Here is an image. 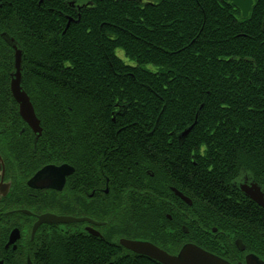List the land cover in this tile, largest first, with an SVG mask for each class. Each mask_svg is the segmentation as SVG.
Segmentation results:
<instances>
[{"label":"trees","instance_id":"16d2710c","mask_svg":"<svg viewBox=\"0 0 264 264\" xmlns=\"http://www.w3.org/2000/svg\"><path fill=\"white\" fill-rule=\"evenodd\" d=\"M1 33L22 50L44 155L97 164L120 206H137L139 239L168 254L190 242L237 264L226 236L248 234L264 258V214L224 200L238 167L264 174V0L246 18L224 0H0ZM13 56L0 36V122L17 115ZM188 128L181 153L167 157ZM167 184L194 195L182 208L187 235L162 204L175 200ZM40 263L159 264L82 240L59 242Z\"/></svg>","mask_w":264,"mask_h":264},{"label":"flooded vegetation","instance_id":"af4514ba","mask_svg":"<svg viewBox=\"0 0 264 264\" xmlns=\"http://www.w3.org/2000/svg\"><path fill=\"white\" fill-rule=\"evenodd\" d=\"M71 6L80 10L79 5ZM0 104H5L1 93ZM16 114L9 117L6 112L0 122V264H41L40 260L53 258L56 245L65 240L103 243L114 249L122 248L131 254L134 253L124 248L121 240L149 243L146 239H139L135 230H132L134 223L129 220V216L135 213L137 206H120L117 191L111 193L108 185L104 186L103 173L97 164L85 159V162L76 166L60 158L49 160L44 155L43 148L39 146L43 128L38 118L36 117L40 133L37 137L33 128L19 115L18 105ZM175 142L177 150L165 149L166 156L169 152V155L181 153L182 146L186 144V140L180 136H177ZM168 145L171 146L172 141H169ZM193 153L194 150L191 151L192 160ZM162 169L167 177V167ZM249 169L238 167L236 176L228 183L224 200L251 207L263 215L264 174L258 167ZM166 188L175 200H164L162 204L177 211V225L181 235H187L188 230L181 225L182 208L183 205H193L194 195L170 184H167ZM175 192L180 193L190 204ZM248 195L256 197L258 202L250 199ZM144 208L149 209L150 205L147 204ZM165 216L168 221L172 220L170 215ZM44 217H48L47 220L54 217V220L60 219L63 222L55 223L51 220L34 228ZM159 226L166 234L164 224ZM216 232L217 229H212L213 234ZM226 238L237 249L241 264H245V259L250 254L264 263L263 258L249 252L246 246L249 242L257 240L256 237L254 240V236L248 234L242 238L232 234ZM10 239L12 242L9 243ZM237 241L244 246L242 251L237 248Z\"/></svg>","mask_w":264,"mask_h":264},{"label":"water","instance_id":"95a60500","mask_svg":"<svg viewBox=\"0 0 264 264\" xmlns=\"http://www.w3.org/2000/svg\"><path fill=\"white\" fill-rule=\"evenodd\" d=\"M225 2L231 3V5L240 10L242 18H246L251 11L253 6V0H224ZM71 20H69V23ZM67 25V26H68ZM1 38L5 41L7 45H9L14 51L13 56V71L10 74V93L12 98L18 105L19 115L23 119V121L29 124L37 137L40 133L39 122L35 117L33 106L30 102L29 97L24 92L22 88V50L15 42V40L9 37L7 34L3 33ZM191 128L186 129L183 133H181L180 138H185ZM182 200L186 203L190 204V202L184 198L180 193L175 192ZM248 197L255 202H258L256 197L248 195ZM48 217H44L36 223V228L42 222H50L51 220L55 223L63 222V220L56 219L54 217H50L51 220H47ZM215 232V230H213ZM14 232L11 235L13 238ZM12 242L10 239L9 243ZM121 245L127 250L138 256H144L152 261H155L159 264H232L227 260L209 253L197 245L192 243L185 244L176 254H168L167 252L159 249L158 247L146 243V242H136V241H126L121 240ZM236 246L239 250H243L244 246H242L240 241L236 242ZM241 264V263H237ZM245 264H264L259 258L254 255H248L245 259Z\"/></svg>","mask_w":264,"mask_h":264},{"label":"rangeland","instance_id":"374dc122","mask_svg":"<svg viewBox=\"0 0 264 264\" xmlns=\"http://www.w3.org/2000/svg\"><path fill=\"white\" fill-rule=\"evenodd\" d=\"M143 2H146V0H143ZM117 55L120 56V57H124L123 54H122V52H121L120 50L117 51ZM123 59L126 60L125 58H123ZM34 114H35V113H34ZM35 117H36V116H35ZM249 252H252V251L249 250ZM256 253H257V252H256ZM256 253H255V255H256ZM258 256H259V255H258ZM259 257H260V256H259ZM261 258H262V257H261ZM263 259H264V258H263Z\"/></svg>","mask_w":264,"mask_h":264}]
</instances>
